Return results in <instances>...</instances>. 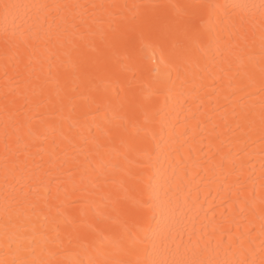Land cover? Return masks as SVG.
<instances>
[{
  "label": "bare ground",
  "instance_id": "6f19581e",
  "mask_svg": "<svg viewBox=\"0 0 264 264\" xmlns=\"http://www.w3.org/2000/svg\"><path fill=\"white\" fill-rule=\"evenodd\" d=\"M0 264H264V0H0Z\"/></svg>",
  "mask_w": 264,
  "mask_h": 264
},
{
  "label": "snow or ice",
  "instance_id": "6c2138e0",
  "mask_svg": "<svg viewBox=\"0 0 264 264\" xmlns=\"http://www.w3.org/2000/svg\"><path fill=\"white\" fill-rule=\"evenodd\" d=\"M4 7L7 9L9 7V5L5 4Z\"/></svg>",
  "mask_w": 264,
  "mask_h": 264
}]
</instances>
